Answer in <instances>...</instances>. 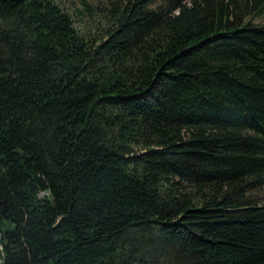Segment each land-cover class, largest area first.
<instances>
[{
  "label": "trees",
  "instance_id": "trees-1",
  "mask_svg": "<svg viewBox=\"0 0 264 264\" xmlns=\"http://www.w3.org/2000/svg\"><path fill=\"white\" fill-rule=\"evenodd\" d=\"M79 3L0 0V264H264V0Z\"/></svg>",
  "mask_w": 264,
  "mask_h": 264
},
{
  "label": "rangeland",
  "instance_id": "rangeland-1",
  "mask_svg": "<svg viewBox=\"0 0 264 264\" xmlns=\"http://www.w3.org/2000/svg\"><path fill=\"white\" fill-rule=\"evenodd\" d=\"M74 3H75V7L78 8L79 10H81L82 12H84V16L82 17V20H83V24L82 26H84L86 23H89L90 21V17H89V14H88V11L85 10L84 6L79 3V0H72ZM101 0H86V4H88V8L91 10V11H94L95 8H100L99 7V3H100ZM92 8V9H91ZM72 13V16L74 19H78L79 18V13H75L74 11H71ZM95 15H94V18L96 21H98V11H95L94 12ZM252 23L254 24H263L264 23V16L262 17H256L252 20ZM77 26V24H76Z\"/></svg>",
  "mask_w": 264,
  "mask_h": 264
}]
</instances>
